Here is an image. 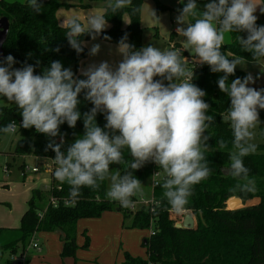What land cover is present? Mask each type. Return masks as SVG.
<instances>
[{"label":"clouds","instance_id":"obj_1","mask_svg":"<svg viewBox=\"0 0 264 264\" xmlns=\"http://www.w3.org/2000/svg\"><path fill=\"white\" fill-rule=\"evenodd\" d=\"M184 4L178 9L176 32L184 37L187 48L194 55L195 64L207 65L212 73H223L218 87L230 101L226 122L230 123L233 139L229 150L227 172L245 183L237 184L241 191H254V181L243 158L254 154L257 145L254 129L261 124L259 110H264V88L255 84L251 73L235 75L243 58H229L221 48L229 33H246L237 36L244 52L251 53L254 61L264 58V25H258L257 8L264 15V4L255 0H209L203 10H198L197 0H179ZM132 0H109L107 7L113 13L131 7ZM34 13L42 11V0H28ZM133 13L140 7L132 8ZM154 19L160 20L155 10ZM189 17H196L194 22ZM186 25V26H185ZM65 36L72 49L79 55L87 46L80 37L88 35L95 41L109 27L108 20L100 13L87 16V27L78 17L66 21ZM104 40L110 37L103 35ZM59 48L55 51L59 52ZM122 59L115 65L107 60L90 63L80 69V78L59 60L50 62L42 74H36V64L24 62L15 68V58L9 54L0 60V96L14 103L20 110L24 129L35 128L37 133L49 138L47 149L55 152L57 167L54 177L69 185L70 202L75 203L84 187L96 190L101 183L110 181L106 198L131 208V199L143 195L142 183L134 175L147 163H154L165 173L160 185L163 198L181 212L189 202L195 185L211 174L208 151L209 135L205 133L214 124L208 115L210 105L204 100L206 92L194 84V71L178 50H161L151 44L136 49L125 34L118 42ZM101 51L93 43L90 56ZM30 55V54H29ZM93 107L83 114L79 110L80 96ZM98 113L104 115L103 127L96 122ZM83 116L84 134L62 151L64 136L60 126L64 123L75 128ZM16 123L0 127V132L13 134ZM60 142L56 143V137ZM219 151L228 149L229 142H216ZM131 156L125 161L124 150ZM125 166V171L113 172L112 165ZM131 169V170H128Z\"/></svg>","mask_w":264,"mask_h":264},{"label":"trees","instance_id":"obj_2","mask_svg":"<svg viewBox=\"0 0 264 264\" xmlns=\"http://www.w3.org/2000/svg\"><path fill=\"white\" fill-rule=\"evenodd\" d=\"M70 1L76 3L42 0V11L37 14L28 7V0L25 2L0 0V19L6 18L9 22L0 60L11 54L17 61L15 68L23 67L25 61L33 65L39 61V66L35 70L36 74H42L44 68L50 67L51 61L59 60L65 68H71L77 76L84 78L80 76L79 67L88 57V48L85 47L84 51L78 55L70 47L65 36L68 29L66 25L60 24L57 12L62 6L89 7L90 4H85V0ZM155 2L158 10L167 9L158 0ZM207 2L209 0H197L198 9L203 10ZM262 2L264 4V0ZM143 3L144 0H132L131 7L115 13L105 6L102 14L108 20L110 27L101 37L107 35L110 37L107 41L118 43L127 34L128 42L136 49L143 47L141 11L136 13L132 11L134 7L142 9ZM125 16L129 19L126 26L123 25ZM257 24L264 25V15L261 13ZM174 35L173 31L170 35V43L185 58L188 55L187 51L178 42L172 43ZM238 35L246 38L247 34L244 32L230 33V41L225 42L221 51L230 59L239 56L244 60L255 62L251 58V53L241 49L236 39ZM80 39L86 42L90 37L84 35ZM56 48L60 49L59 52L55 51ZM194 74L192 82L206 92L204 100L210 105L207 114L214 116V124L205 133L210 136L208 151L205 155L209 161L211 174L206 180L194 186L193 194L184 206V210L195 215L197 221L193 228L176 227L173 217L174 209L163 198V189L159 186L156 188L158 195L155 197L157 204L154 210L142 206L133 213L132 218V228L144 230L152 228L154 231V234L147 236L143 242L147 258L125 252L124 260L115 264H264V125H259L261 141L255 143L257 151L243 158L245 167L249 169V178L254 181V191H241L237 184H243L245 181L233 178L227 172L233 136L230 123L225 119L230 101L228 96L220 91L217 84L223 73H212L207 65H203ZM246 75L242 70L236 69L235 75L229 77V83L237 77L243 78ZM79 99L78 108L82 114L93 107L84 99L83 94ZM259 112L260 119L264 120V110H259ZM12 121L17 124L22 122L18 107L14 103L0 104V127ZM96 122L99 126H104L106 121L102 113L97 114ZM60 133L64 136L61 150L66 151L76 138L84 134L83 116L78 120L75 128H70L67 123L61 125ZM16 134L18 138L12 151L16 156L34 155L51 159L55 157L52 149L46 150L52 138L37 133L34 127L24 129L19 125ZM3 135L5 133L0 132V140ZM54 139L56 143L60 142L59 136ZM220 139L229 142L228 149L217 150L216 142ZM124 158L125 161L131 160L127 149L124 150ZM23 167L24 163L21 165V168ZM112 169H118L123 174L125 166L123 164L112 165ZM155 171L163 170L154 163H147L135 171L134 175L142 182L150 178ZM107 189L108 180L102 182L96 190L84 187L73 204L70 202L69 185L62 184L53 177L50 189H33L28 208L21 217L19 227H0V251H9L15 255L20 250L21 252L25 250L35 233L52 232L59 229L64 234L62 257L75 255L80 248L76 241L77 222L84 218H98L104 212L113 211L116 208V202L106 198ZM51 196L58 200V205L53 206L49 203L46 209H42L38 203ZM232 197L240 198L242 206L229 209L227 202ZM136 198V196L133 197V200ZM256 198L258 203L248 205L250 200ZM65 200L70 203L66 205ZM117 209L124 210L125 208L119 205ZM130 214L131 212L126 211L127 216ZM84 234L86 239L83 247L88 248L90 238L86 232Z\"/></svg>","mask_w":264,"mask_h":264},{"label":"rangeland","instance_id":"obj_3","mask_svg":"<svg viewBox=\"0 0 264 264\" xmlns=\"http://www.w3.org/2000/svg\"><path fill=\"white\" fill-rule=\"evenodd\" d=\"M8 1H17V2H25L26 0H8ZM62 2H69L70 0H61ZM161 3H168L172 5V9H164L158 10L154 0H145L142 6V18H141V26L143 28V47L149 44L160 48L163 50H172L174 47L170 46V35L174 28H177L176 17L178 15V9H182L184 4L180 3L179 0H159ZM255 2L259 4H263L262 0H255ZM76 3V2H73ZM89 3V7H83L81 5H72L70 7L62 6L59 10V17H66L71 19L72 17H78L79 20L87 26V16L91 13H100L104 11V7L108 5L109 0H85L84 2ZM184 3H187V0H184ZM259 7L257 8L256 15L258 19L260 18V11ZM152 10H155L157 16L160 20L154 19L152 16ZM200 10V9H198ZM58 14V15H59ZM189 21L195 20L196 17H189ZM128 16L124 18V26L128 24ZM186 26V25H185ZM174 38V37H173ZM184 37L178 36L177 41L178 43L181 42V47L187 51V54L193 55V53L187 48L184 42ZM230 41V33L226 34L225 42ZM173 45V44H172ZM236 69L242 70L246 74L251 73L255 78V84H250V87H255L259 89L264 87V59L260 61L250 62L243 59V63L238 65ZM0 104L1 105H11L12 103L8 102L5 97L0 96ZM261 124L264 125V120H261ZM255 132V139L252 141L253 143H258L261 141V135L259 133L261 130L259 129V125L254 129ZM18 134H5L1 137L0 140V226L3 227H16L20 223V218L27 208V203L32 196V191L34 188H40L46 190L49 188L51 184L50 175L47 171L43 169L45 162L40 159H35L31 155L29 157L24 156H16L12 153L14 149L15 142L17 141ZM27 156V155H26ZM29 165L30 170L25 172L21 168L23 161ZM8 165V171L5 172L4 168ZM32 167H38L40 172H33L31 170ZM45 171V172H44ZM113 172L119 171L118 169H112ZM165 176L163 171L160 172V175L156 179H161ZM142 183L143 195H136V200H133V196L131 199L133 201H139V204H136L135 210H130V208H125L124 210H118L117 207L120 205L116 202V208L111 211L109 214H119L120 217V224L118 225V217L117 219L114 218L110 222H112V226L108 225L107 229V241L105 243L103 236L102 238L99 237L101 233V226L104 223H100L102 219L93 218V219H80L77 222V241L80 246H82L85 242L86 234L90 238V244L93 245V249H97L102 247L104 255L106 252L109 251V255L113 253L120 254V261L124 259V253L129 252L134 256H139L142 258H147V251L145 246L143 245V241L145 240L146 236H149L150 230L132 228V218L133 213L140 209L143 205V201L151 200L152 196V189L154 188L152 185V177L144 180ZM110 181H108L109 187ZM48 190V189H47ZM158 192H155L154 196L156 197ZM142 203V204H141ZM258 203V199H253L248 202V205ZM39 206L42 209H46L49 204V197L45 198L44 200L40 201ZM241 206V205H239ZM144 207L148 208V204ZM127 213L131 212L129 216L126 215ZM41 212V211H40ZM184 213V212H183ZM188 214V211H185ZM194 222L197 221L195 215H192ZM173 217L176 223H179L178 220L181 218V212L173 213ZM106 218V217H105ZM15 223V224H14ZM129 226V227H128ZM131 227V228H130ZM122 230H126L127 234L125 238L122 239ZM133 231L139 234V239L134 240V236H129L132 234ZM62 232V231H60ZM38 235L35 237L34 240H31L30 246L28 245L27 257L29 264H48L46 260L42 257L36 256L40 254L38 252L39 249L33 248V242H38L40 248H42L43 253L46 255L47 253H56V250L59 248L61 251L62 247V239L60 238L59 233L57 232H48L43 236L40 235L42 232H37ZM63 233V232H62ZM144 233V235H143ZM108 243L111 244V248L105 250V246ZM113 247V249H112ZM25 248V249H26ZM128 248L127 250H125ZM88 249V250H87ZM90 248L80 247L79 248V255L78 257H83L82 254L89 253ZM130 249V250H129ZM26 250V251H27ZM23 250V253H26ZM21 250L15 254L16 257H24V255H20ZM14 256L9 251H0V264H13ZM26 261L24 258L23 263ZM50 261V259L48 260ZM21 263V264H23Z\"/></svg>","mask_w":264,"mask_h":264},{"label":"crops","instance_id":"obj_4","mask_svg":"<svg viewBox=\"0 0 264 264\" xmlns=\"http://www.w3.org/2000/svg\"><path fill=\"white\" fill-rule=\"evenodd\" d=\"M145 1V0H144ZM159 1V0H158ZM70 3H73L74 1H69ZM155 2V0H154ZM160 2V1H159ZM161 3V2H160ZM156 4V2H155ZM163 4V3H161ZM163 5H165L167 7V9H172V5H170L167 1V3H164ZM143 6V5H142ZM157 7V6H156ZM103 13V11H102ZM59 14V10L57 12V17H58V20L60 22V24L62 25H66V21L69 20L68 18L66 17H59L60 14ZM141 18H142V12H141ZM109 24V23H108ZM123 25H124V22H123ZM87 27V26H86ZM109 27H110V24H109ZM108 27V28H109ZM107 28V29H108ZM106 29V30H107ZM175 32V35H174V38H173V42L172 43H176L178 42L177 41V37L179 36L176 32V28H174L173 30ZM172 31V32H173ZM93 43H99L101 45V51L99 52L98 55L96 56H90L88 54V57L80 64V67H79V73H80V69L81 68H86L90 63H99L100 61L102 60H107L109 61V63H112V64H116L118 63L122 57L120 56V54L118 53V43H113V42H109L107 40H104L101 36L100 37H97V39L95 41L91 40V38L86 41V44H87V48H88V53H89V49L91 47V45ZM181 44V42H179ZM170 46L173 47V45L170 43ZM189 55V54H188ZM30 155H27V156H24L25 158L26 157H29ZM33 158L35 159H40V160H43V162H45V164L47 163L48 161V158L46 157H38V156H34V155H31ZM23 163H26L25 159L23 161ZM7 166L9 165V163H6ZM44 164V165H45ZM41 171V169H40ZM38 171V172H40ZM45 172V171H44ZM50 180H51V177H50ZM51 188V184L49 186V188L47 189H50ZM35 189V188H34ZM46 189V190H47ZM157 191L156 188H153L152 189V196L151 198L155 197L154 194L155 192ZM27 208H28V203H27ZM27 208L25 209V211L27 210ZM25 211L23 212V214L25 213ZM111 213V211H107V212H104L99 218L102 219L100 221V223H104V225L101 226V233L99 235V237H105L104 239V242L105 243L108 239H107V229H108V225L110 224V227L112 226V222H110L111 220H113L114 218L117 219L118 217V225L120 224V215L118 214H109ZM22 214V215H23ZM22 217V216H21ZM106 217V218H105ZM86 219H93V218H86ZM20 221H21V218H20ZM79 223V222H78ZM15 224V223H14ZM20 226V223L18 226L16 227H7V228H17ZM0 227H3V226H0ZM129 227V226H128ZM131 228V227H130ZM52 232H57L59 233L60 235V238L62 239V247H61V251L59 250V248L56 250V253H47L46 255L43 253V250L42 248H40L38 250V252H40V254L36 255V256H39V257H42L44 260H46L48 262V264H115V263H118V262H121L120 261V254H111L109 255V251L106 252L104 255H102V253L104 252V248L102 249V247H99L97 249H93V245L90 244L88 248L89 249V253H86V254H82L83 257L79 258L78 255H79V248L78 250L76 251L75 255L73 256H66V257H62L61 255V252H62V248H63V237H64V234L62 232H60L59 229H56ZM48 232H42L40 233L41 236H43L44 234H46ZM122 233V239L125 238V235L127 234V231L126 230H122L121 231ZM38 235V233H35V237ZM144 235V233H143ZM129 236H134V240H137L139 239V234L135 233L133 231L132 234H129ZM147 237V236H146ZM31 241V239H30ZM76 241H77V238H76ZM144 242V241H143ZM77 244L79 245L78 241H77ZM30 246V243L28 244ZM80 246V245H79ZM83 246V245H82ZM80 246V247H82ZM109 248H111V244L108 245V243L106 244L105 246V250H108ZM28 248L25 249V251L27 250ZM113 249V247H112ZM128 248H126L125 250H127ZM88 250V249H87ZM130 250V249H129ZM27 252L28 250L26 251V253H20V255H24V258H26V261L23 263V264H29L28 263V257H27ZM125 254V253H124ZM50 259V261H48ZM124 260V259H123ZM122 260V261H123Z\"/></svg>","mask_w":264,"mask_h":264},{"label":"built area","instance_id":"obj_5","mask_svg":"<svg viewBox=\"0 0 264 264\" xmlns=\"http://www.w3.org/2000/svg\"><path fill=\"white\" fill-rule=\"evenodd\" d=\"M184 59H185L186 62H187V66H188V68L191 69V70H193L194 72H195L196 70H198V69L201 68V65H199V64H195V62H194V55H187ZM20 124H21V123H19V124L16 123V126H17V127H16V130H15L14 133H16V131H17V129H18V127H19ZM56 167H57V165H56L54 159H51V158H48L47 163L43 166V169L49 173V175H50V177H51V182H52V180H53V177H54V171H55ZM8 169H9V168H8V166L6 165L5 168H4V171L7 172ZM22 170L24 171V175H25V172L28 171V170H30L29 165L24 164V167L22 168ZM31 170H32L33 172H38V171H40L38 167H32ZM160 172H161V171H155V172L153 173V175L151 176V177H152V185H153L154 188H158V187L161 185V183L164 181V179H165V176H163L161 179H156V178L160 175ZM133 202H134V206L131 207L130 210H135V208H136V204H139V203H138L139 201H133ZM143 202H144V205H143V206H145V205L148 204V207H150L151 210H154V206L157 204V200H156L155 197L151 198V200H149V201L146 200V201H143ZM49 203L52 204L53 206H57V205H58V200H57L56 198H54L53 196H51V197L49 198ZM69 203H70V202H69L68 200H65V204H66V205H68ZM141 204H142V203H141ZM175 212H177V211L174 210V213H175ZM183 212H184V213H183ZM177 213H178V212H177ZM185 215H186L185 210L181 211V218H180V220H178L179 223H182L183 218H184ZM153 234H154V231H153V229L151 228V229H150V232H149V235H153ZM34 239H35V234L31 237V240H34ZM32 243H33V248H35V249H40V245L38 244V242H36V241L33 242V241H32ZM13 256H14V258H13V259H14V260H13V264H21V263H23V261H24V257L21 256V257L18 258V256L16 257V255H13Z\"/></svg>","mask_w":264,"mask_h":264},{"label":"water","instance_id":"obj_6","mask_svg":"<svg viewBox=\"0 0 264 264\" xmlns=\"http://www.w3.org/2000/svg\"><path fill=\"white\" fill-rule=\"evenodd\" d=\"M8 29H9L8 20L6 18H1L0 19V55L3 54V44L6 40ZM224 172H226V170ZM227 205L229 209H237L242 206V200L238 197H232L228 200ZM194 225L195 222L191 213H188L184 216L182 223H176V227L185 228V229L193 228Z\"/></svg>","mask_w":264,"mask_h":264}]
</instances>
